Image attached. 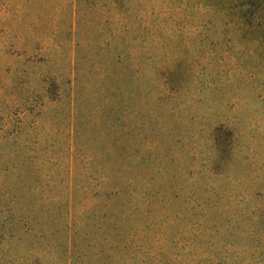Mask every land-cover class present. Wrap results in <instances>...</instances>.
Here are the masks:
<instances>
[{"label":"rangeland","instance_id":"obj_1","mask_svg":"<svg viewBox=\"0 0 264 264\" xmlns=\"http://www.w3.org/2000/svg\"><path fill=\"white\" fill-rule=\"evenodd\" d=\"M0 264H264V0H0Z\"/></svg>","mask_w":264,"mask_h":264}]
</instances>
